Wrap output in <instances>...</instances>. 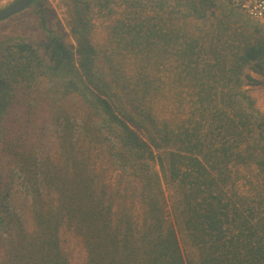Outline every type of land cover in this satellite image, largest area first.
Returning a JSON list of instances; mask_svg holds the SVG:
<instances>
[{
	"label": "trees",
	"instance_id": "obj_1",
	"mask_svg": "<svg viewBox=\"0 0 264 264\" xmlns=\"http://www.w3.org/2000/svg\"><path fill=\"white\" fill-rule=\"evenodd\" d=\"M71 10L77 47L39 6L40 47L0 51V142L22 88L46 82L66 100L52 96L48 118L61 163L13 153L37 231L18 264H69L62 227L82 238L86 264H264V113L248 91L264 89V24L233 0Z\"/></svg>",
	"mask_w": 264,
	"mask_h": 264
},
{
	"label": "rangeland",
	"instance_id": "obj_2",
	"mask_svg": "<svg viewBox=\"0 0 264 264\" xmlns=\"http://www.w3.org/2000/svg\"><path fill=\"white\" fill-rule=\"evenodd\" d=\"M17 0H0V9H3ZM39 5H32L23 12L13 16L9 20L0 22V51L7 43L24 39L36 47L46 39V34L40 27L38 17L39 6L46 12L48 27L64 37L69 45L77 47V36L73 33V12L71 5L73 0H40ZM264 24V19L259 20ZM99 22L96 21V24ZM103 35L97 32L96 39L98 61L103 68L105 61L102 58L100 45ZM99 40V41H98ZM249 94L255 99L258 108L264 113V89L262 87H248ZM55 94V95H54ZM61 95L60 92L51 91L50 84L40 82L32 88H22L14 110L10 111L3 128V138L0 142V264H18L22 256H29L23 247L25 243H31L37 234L34 220V187L25 180L23 172L16 167L13 159L15 149L34 151L35 156H44L49 153L51 160L61 163L59 155V143L55 139L56 129L49 124L51 107L54 102L52 96ZM63 95L59 97L64 100ZM66 102V100H64ZM70 104L60 102L61 112L72 114L68 107ZM163 105L159 111H163ZM167 117V114L164 117ZM29 129L24 136L21 130ZM117 174L108 172L106 178L110 184L114 183ZM31 236V237H30ZM60 246L69 259V264H86V249L82 238L75 232L62 227L59 232ZM183 239V237H182ZM189 253L194 250L188 248Z\"/></svg>",
	"mask_w": 264,
	"mask_h": 264
},
{
	"label": "built area",
	"instance_id": "obj_3",
	"mask_svg": "<svg viewBox=\"0 0 264 264\" xmlns=\"http://www.w3.org/2000/svg\"><path fill=\"white\" fill-rule=\"evenodd\" d=\"M233 2L252 19H264V0H233Z\"/></svg>",
	"mask_w": 264,
	"mask_h": 264
},
{
	"label": "water",
	"instance_id": "obj_4",
	"mask_svg": "<svg viewBox=\"0 0 264 264\" xmlns=\"http://www.w3.org/2000/svg\"><path fill=\"white\" fill-rule=\"evenodd\" d=\"M38 0H17L9 6L0 9V22L8 20L23 12Z\"/></svg>",
	"mask_w": 264,
	"mask_h": 264
}]
</instances>
